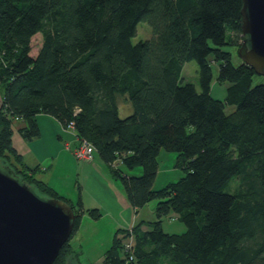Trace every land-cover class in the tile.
Listing matches in <instances>:
<instances>
[{
	"label": "trees",
	"instance_id": "trees-1",
	"mask_svg": "<svg viewBox=\"0 0 264 264\" xmlns=\"http://www.w3.org/2000/svg\"><path fill=\"white\" fill-rule=\"evenodd\" d=\"M242 5L0 0L2 163L41 194L66 199L39 175V164L24 160L14 141L16 132L26 140L38 137L37 115L46 112L63 125L73 121L77 136L93 143L136 213L158 199L154 219L137 218L132 227L118 229L103 262L91 264H264V82L253 84L254 67L239 54L235 62L226 48L243 42ZM141 20L153 34L134 43ZM38 32L43 43L33 55ZM191 59L198 61L201 90L180 82ZM214 77L228 82L224 97L212 93ZM120 101L130 102L133 111L122 116ZM162 148L178 152L176 165L184 174L155 188ZM136 165L140 174L128 170ZM236 178L239 185L228 190ZM70 203L77 213L74 233L84 206L81 198ZM89 211L101 214L98 207ZM172 211L185 231L163 227ZM121 231L135 235L132 250L122 244ZM73 252L69 240L55 264L70 263Z\"/></svg>",
	"mask_w": 264,
	"mask_h": 264
},
{
	"label": "water",
	"instance_id": "water-1",
	"mask_svg": "<svg viewBox=\"0 0 264 264\" xmlns=\"http://www.w3.org/2000/svg\"><path fill=\"white\" fill-rule=\"evenodd\" d=\"M241 13L239 55L264 74V0H243ZM76 214L66 199L41 194L0 160V264H55Z\"/></svg>",
	"mask_w": 264,
	"mask_h": 264
},
{
	"label": "rangeland",
	"instance_id": "rangeland-1",
	"mask_svg": "<svg viewBox=\"0 0 264 264\" xmlns=\"http://www.w3.org/2000/svg\"><path fill=\"white\" fill-rule=\"evenodd\" d=\"M153 34L152 26L149 24V22L145 20H141L137 25V33L132 37V41L134 43L138 42L141 39H146L151 37ZM237 38V36L235 35ZM43 43V35L41 32L36 33L32 37V50L31 53L33 55H36ZM226 48L231 49L234 52V60L235 62L239 61V47L237 48L233 44L226 45ZM215 76L218 72L217 66L214 68ZM187 81L194 82L196 84V87L198 90H201L200 80H199V65L198 61L196 59L187 60L184 63V66L182 68L181 72V78L180 82L184 83ZM258 82H264V74L255 73L253 76V84H256ZM228 82H222L220 83L217 79L214 77L213 87H212V93L218 97H224L226 95V89H227ZM5 95V88L3 85H0V105L3 102V98ZM130 102H123L120 101V114L122 116H126L129 113L133 111V107L131 108ZM232 108L231 106L228 107V109ZM46 113V112H45ZM67 128V127H65ZM69 129V128H67ZM72 129V128H70ZM19 133L16 132L14 141L17 142L19 140ZM73 151V147H72ZM74 153V151H73ZM75 154V153H74ZM178 152L176 150L166 149L162 148L160 155H159V168L157 171V175L154 181V187L155 188H161L170 181L179 179L183 174L184 171L182 168H180L178 165H176V158H177ZM76 156V155H75ZM96 157L101 159L99 154H96ZM78 161V160H76ZM83 161V160H81ZM80 161V162H81ZM45 165H50L46 161L44 163ZM68 161L63 162L61 161L59 164V167L54 177V182L57 184V186H60V193L62 196L64 195L65 198L72 202L73 204L77 203V199L79 196L78 191V185L76 184V166L73 164L68 165ZM129 171L132 174H140L142 172V166L136 165L133 168H130ZM42 172V176L45 175ZM113 175V174H112ZM114 176V175H113ZM114 181V180H113ZM111 185V188H105L101 187L100 189L96 187L97 190H99L105 197H106V204H102L101 208L102 210H108L106 213H104L99 219L93 220V216L89 218V216H86L81 223V230L78 232V236L74 235L70 238V241L73 245L77 246L78 252H75V257L72 256L71 253L67 255V258L69 259V262L72 264H91L94 260H101L103 257L102 254L105 253L106 249L112 244L113 241V234L112 232V225L115 224V216L113 215V207L115 208V211L118 212V214L126 212L129 209L131 210L132 214H135V209L133 205L130 203V207L127 205L126 202L122 201L119 196L120 194L118 191H124L121 193H124L125 197L127 196L123 183L120 178L116 177V180L114 181V184ZM239 185V178L233 179L231 181L230 186H228V190L232 191L233 188H236ZM233 186V188H232ZM118 190V191H117ZM115 192V193H114ZM85 194L87 195V201L93 200L92 196H94V200H97L95 195L91 191L85 190ZM128 198V196H127ZM74 200V201H71ZM129 200V199H128ZM86 201V202H87ZM113 201V205L110 202ZM69 202V203H70ZM130 202V201H129ZM158 202L157 198H154L150 200L148 203H146L143 207H141L140 214L143 218L146 220L154 219L155 218V209H156V203ZM88 204V203H87ZM89 205H86L87 212H90L88 209ZM94 207V205H91ZM100 208V209H101ZM99 209V210H100ZM166 218L164 219L165 222ZM180 221L183 225L185 223L180 219H177V223ZM169 220H166V225L169 226ZM133 226V223L130 227ZM171 230V229H168ZM175 231H181L180 229H174ZM120 234L123 235V232L121 231ZM77 237H81L83 240V244L77 243ZM81 241V240H80ZM76 250V251H77Z\"/></svg>",
	"mask_w": 264,
	"mask_h": 264
},
{
	"label": "crops",
	"instance_id": "crops-1",
	"mask_svg": "<svg viewBox=\"0 0 264 264\" xmlns=\"http://www.w3.org/2000/svg\"><path fill=\"white\" fill-rule=\"evenodd\" d=\"M37 118L40 125V135L34 139L26 140L21 134H19L20 139L15 143L22 152L24 160L31 165L39 164L43 169L42 171L43 174L44 171L45 173H47L42 176V172H40L39 175L42 176V178H44L45 180H47L59 193L62 190L60 191L59 190L60 186H57V184L54 182L53 175L57 171L60 162L68 161L69 163L68 165L73 164L76 166L75 169L76 177H77L76 184L78 185V191H79V196L77 201L80 198L82 199L84 211L82 213L80 225L77 228V230L72 234L71 237H73L74 235L78 236V232L81 230V223L83 222L86 216H89V218L93 216V220L94 218L99 219L104 213L108 211V210H104V211L102 210L101 205L106 204L107 201H106V197L97 189L98 188L100 189L101 187L110 189L111 185L118 186L116 183L114 184L116 177L112 175L104 160L101 157H100L101 159L97 158L96 154L93 160H87V161L85 160L81 161L75 156V154L72 151V147L75 146L78 136L74 129L65 128L63 123L57 117H55L50 113L40 112L38 113ZM46 161L50 165H45L44 163ZM85 190L91 191L93 195H95L97 200H94V196H92L93 200L87 201V195L85 194ZM121 192L124 191H120V192L118 191V193L120 194L119 198L122 201L126 202V206L128 204L130 205L127 196L125 197L124 193ZM110 203L112 204L113 201ZM86 205H89L88 209L93 208L91 205H94V207H98L99 209L101 208L100 209L101 214L95 216L91 212H87ZM140 210L138 213L135 212V214L134 213L132 214L130 209L128 211L126 210V212L121 214H118V212L115 211L114 207L113 210H110L113 211V215L115 216L114 218L115 224L112 225V232L114 231L113 238L118 229L130 228L132 223L134 224L137 218H143L140 214L141 213ZM165 218L166 220L171 221L169 222L170 224L169 226L174 227V229H180V230L182 229V230L175 231L173 228L168 227L165 223L166 220L164 222ZM177 219L180 220L178 214L175 211H172L167 216H165L162 222L165 230L169 232L185 231L187 228L186 224L183 225L182 223H180V221H178L177 223ZM143 227L149 228L150 225H148L145 222V224H143ZM77 239H78L77 243H81L82 245L83 244L82 238L77 237ZM71 245L74 250L73 254H76L75 252H78L77 246L73 245L72 243ZM102 255L103 257L101 258V260H94L93 262L102 263L105 257V253Z\"/></svg>",
	"mask_w": 264,
	"mask_h": 264
},
{
	"label": "built area",
	"instance_id": "built-area-1",
	"mask_svg": "<svg viewBox=\"0 0 264 264\" xmlns=\"http://www.w3.org/2000/svg\"><path fill=\"white\" fill-rule=\"evenodd\" d=\"M64 127L72 128L75 130L73 121L69 122L67 125H64ZM73 151L78 159L85 161L93 160L96 154V149L93 143L86 139H81L80 137H77V142L73 147ZM120 236L122 237V244H124L125 248L132 250L135 245V235H125L123 233V235L120 234ZM130 257H132V254L130 255Z\"/></svg>",
	"mask_w": 264,
	"mask_h": 264
}]
</instances>
